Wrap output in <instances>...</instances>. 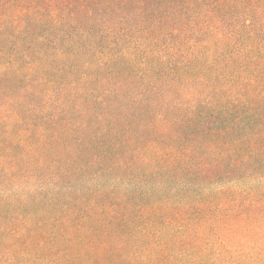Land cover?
<instances>
[{
  "label": "trees",
  "instance_id": "16d2710c",
  "mask_svg": "<svg viewBox=\"0 0 264 264\" xmlns=\"http://www.w3.org/2000/svg\"><path fill=\"white\" fill-rule=\"evenodd\" d=\"M0 264H264V0H0Z\"/></svg>",
  "mask_w": 264,
  "mask_h": 264
}]
</instances>
